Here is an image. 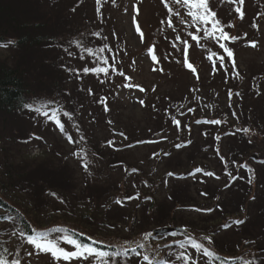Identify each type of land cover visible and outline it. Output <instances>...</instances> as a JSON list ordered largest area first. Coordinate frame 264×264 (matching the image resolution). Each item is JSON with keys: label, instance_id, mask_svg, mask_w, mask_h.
Returning a JSON list of instances; mask_svg holds the SVG:
<instances>
[{"label": "rangeland", "instance_id": "rangeland-1", "mask_svg": "<svg viewBox=\"0 0 264 264\" xmlns=\"http://www.w3.org/2000/svg\"><path fill=\"white\" fill-rule=\"evenodd\" d=\"M117 3L116 8L108 6L103 22L114 28V36L128 45L133 60L126 72L129 78L123 79L115 91V99L123 108V115L115 113L114 124L108 130L101 124V116L86 117L90 111L100 114V109L96 107L98 93H95L97 96L87 94V80L81 84L69 82V77L83 78L84 67L100 68L101 48L88 47L92 49L88 52L83 46V39L94 41L101 37V27L97 24L101 15V0H0V36L5 39L0 42V64L17 67L28 90L25 95L27 106L9 113L0 111V196L8 198L15 211H22L25 220L32 226L31 230L37 234L34 237L42 233L49 238L48 241H54L65 251H76L75 245L67 243V240L75 239L67 234L73 231L97 246L115 249L114 253L97 250L107 253L105 257L55 260L50 252L31 246L30 237L24 234L21 226L16 224L11 227L9 221H0V251L7 255L8 260L19 259L22 264H147L143 260L145 255L153 264L157 261L183 264L176 257L182 251L189 254L185 251L189 248L195 250V258L204 259L188 243L191 239L203 244L213 254L211 260L219 256L238 257L245 264H264V246L260 248L258 245H263V239L251 237L261 234L259 225L264 226V174L262 177L259 173L254 176L258 164L250 165L245 159L235 161L240 166L232 172L234 180L229 176L224 179L226 175H222V159L231 163L233 156L239 158V152L250 149L252 152L258 150L257 153L264 157V121L258 119L264 100L259 101L263 93L257 90V86L259 91L264 90V0H246L242 8L260 10V16L254 18L256 27L248 20L242 22L237 18L239 21L228 24L225 29L229 36L238 38L229 41V45L226 42L227 47H232L231 58L236 57L237 65L235 63L236 71L231 78L229 74H223L224 80L222 74L211 76L215 69L205 63L198 64L201 75L198 72L194 77L180 65V61L175 60V65L167 62V56L164 57L166 70L169 71L165 72L166 75L150 72L149 45H155L158 40L159 44L167 43L174 32L178 33L175 26L165 25L167 18L178 21L176 8L169 5L162 10L156 0H121ZM72 6L76 12L70 10ZM169 8L172 9L171 14ZM92 16L95 19L90 26L85 22ZM39 22L46 24L43 30L49 29L48 35L52 30L59 34L52 48H48L46 42L30 48L13 46V38L24 32L23 28H19L21 25ZM65 30L73 31L71 34L78 40L71 41V58L67 57L69 45L55 47L58 40L67 41L66 34H63ZM212 41L215 42L210 40L209 44ZM185 43L190 45L192 55L198 58L211 50L200 37L198 41ZM253 43L254 47L250 45ZM55 61L58 63L53 66ZM86 63L89 65L84 66ZM229 71L233 72V67L230 66ZM140 86L147 87L145 103H152L149 111L140 103ZM227 91L229 96H226ZM178 96L185 98L186 107H181L183 109L175 105ZM157 101L161 111L154 113L153 104ZM60 103L74 105L75 117L85 123L86 129H90L78 132L68 126L70 121L66 119L63 121L65 131L61 132L54 120L43 116L45 111L49 115L55 111L56 118L62 121L53 109ZM187 108L188 111L185 110ZM165 109L176 114L171 122L167 113H163ZM150 110L158 117L152 116ZM156 120H161L163 125L166 123L165 133L155 134L156 138L162 137L161 140L126 146L129 149L121 151L117 157L125 160V164L137 163L144 171L140 173L142 178L146 179L144 174H149L158 183L155 194L164 207L163 212L154 210L149 218L133 201L126 210L114 207L107 210L105 217L99 206L95 209L90 207L87 196L92 189L101 193L105 187H109L106 190L110 189V192L123 191L125 172H119L117 166L115 170H108L107 176L101 179V172L103 175L106 169L101 167H106L105 162L110 160V151L106 149L109 147L101 144V139L113 137L120 124L136 134L134 139L144 138L151 123ZM211 120H220L222 126L208 123ZM244 128L249 131H237ZM66 136L71 137L70 140L75 139L76 143L72 145ZM217 136H220L219 140ZM91 138L94 145L89 144ZM154 143L160 144L150 146ZM152 152L155 156L149 158ZM159 152L164 156L161 159ZM11 158L14 161L10 162ZM9 164L13 167L10 176L4 177L9 171ZM196 168L202 171L196 173ZM91 170L97 173L93 177L97 178L94 182L89 174ZM191 170L193 173L190 174ZM204 171L215 175H205ZM173 173L182 176L175 179ZM243 174L250 176V179L245 178L246 184L241 178ZM137 175H129L127 186ZM170 197L172 200H169ZM129 213V220L124 221L123 215ZM160 216L164 218V223L168 222V216L178 217L185 232L152 235L150 229L169 226L152 222ZM102 217L116 224H102L105 222ZM238 219L245 222L234 224L233 221ZM226 224L229 227H224ZM245 226L252 228L249 236L244 234ZM205 236L211 237V241L204 240ZM253 238L258 242L255 243ZM48 241L40 239L37 243L43 248L49 246ZM180 243L185 245L183 249ZM128 249L130 252H127ZM191 263L194 264L193 260Z\"/></svg>", "mask_w": 264, "mask_h": 264}, {"label": "trees", "instance_id": "trees-1", "mask_svg": "<svg viewBox=\"0 0 264 264\" xmlns=\"http://www.w3.org/2000/svg\"><path fill=\"white\" fill-rule=\"evenodd\" d=\"M50 1V0H49ZM121 0H101V7L99 8V10L101 11V15L99 16L98 20H97V24L99 25V27H101V37L98 39H94V41L92 39H86L84 37L83 39V46L85 49H89L88 47H93V46H97L101 49H104V51H101V59H100V68H106L108 69L107 72H103V73H95V72H89L87 74H83V78L81 77H69V82H73V83H78L81 84V82L87 80L89 89H91V94L89 93V89L87 88V94L92 96V95H99L98 96V101L96 102V107L100 109V114H98L95 111H90L87 112L86 117H94V116H101V124L103 123L107 129L109 130L110 126L112 124H114L113 120H114V116L115 113L119 114L120 116L123 115V108L120 107V105H118V103L116 102L117 98L116 94H115V90H116V86L118 84H121L124 80V76L126 74V72L128 71V67L130 64H132V60L133 58H130L131 51H129V47L127 44H123L119 39H117L114 36V28L110 27V26H106V24L103 22L104 20V14L107 15V11L109 10L108 6L116 8V3L119 2ZM158 3V6L162 8V10L164 9V7H167L169 5H171L172 7L176 8L177 11V19L178 21L175 22L174 19L172 18V21L166 17L164 18V20L166 19L165 25L166 26H175L178 30V33L174 32L173 35L170 37V41L167 43H161L159 44V40L155 42V50L156 53L158 54V62L153 63L151 65H149V71L153 72L155 74L157 73H164L165 72H169L166 70L167 68V64L164 61V57L167 56L168 59H166L167 62H170V64L175 65L176 61H180V65L182 66V55L183 53H187V55L189 56L191 62L195 65L194 69L196 71V74H193L194 77H196L200 72L199 70L200 67H198L200 64H208L210 67L213 66L215 71L214 73H212L211 76H216L217 75H221L222 79H225L224 75H230V78L233 76L232 72L229 71V67L231 65L230 62V56H228V54H226L225 52H223L222 50H220L219 45H217L216 42L212 41V44H209L210 39L209 37H206L203 33V31H198V28H202V25H193V23L191 22L192 18L191 16L188 15V7L187 6H181L180 4L175 3V0H156ZM246 0H243V4H242V8L243 5L245 3ZM76 2V0H75ZM193 4H197L199 3V0H192ZM75 5V3H74ZM118 5V3H117ZM167 5V6H166ZM236 6H240L239 5V0H237V5H233L231 3H228L227 0H209V7L212 11L216 12V18H218L221 22V26H223L224 30L227 28L228 24L232 23L233 21H239L237 20V16L238 14L235 12V7ZM74 6L71 7V11L72 12H76L77 10L73 9ZM255 8V7H254ZM193 11H195V9H192ZM2 11V7L0 5V12ZM243 11V19H241V21L243 22V20H248L251 24H256L255 19H257L260 16V10L259 9H253V7H245L244 9H242ZM250 12V13H248ZM234 16V19H232V17ZM236 17V18H235ZM95 19L94 16L90 17V20L86 21L85 23H88V25L91 26V22L92 20ZM46 24H42V23H25L24 25H21L19 28H23L24 32H21L18 35H16L15 37L17 38H13L14 41L12 42L13 46H18L19 48H30L32 46H38V45H43L44 42H46L45 44H48V48H52L53 43L56 42V38L59 34H55V31L52 30L50 31V35H48V31L43 30V27H45ZM47 27V26H46ZM207 27L211 28V25H207ZM44 33V34H42ZM73 31L71 30H65V32L63 34H66V38L67 41L66 42H58L55 43V47H62V45L68 46L67 48H69V51H67V57L71 58L73 56V50L71 47V41H73V43L75 41H78L77 39H75ZM89 33V32H88ZM189 33H192L193 35H198L201 39H203V43L204 45H208L211 50L209 52H206L205 55H201L199 58L196 56H193L191 51H190V45H186L185 42H191L192 43V39L191 36H189ZM206 37V38H205ZM179 38V39H178ZM5 39L3 36H0V42H3ZM241 40V39H239ZM238 40V41H239ZM68 42V43H67ZM15 43V44H14ZM212 45V46H211ZM54 47V48H55ZM230 49V48H229ZM71 52L72 55L69 56L68 53ZM82 55V54H81ZM196 55V54H194ZM223 58L224 62L223 64L220 63V59ZM176 60V61H175ZM194 60L196 61L197 64H195ZM56 63H58V61H55V63H53V66H56ZM199 64V65H198ZM84 66H88L89 63L83 64ZM237 65V62H236ZM205 67V66H204ZM227 69H226V68ZM83 67H81L82 69ZM206 68V67H205ZM208 68V67H207ZM210 69V68H209ZM199 72V73H198ZM120 73H123V75H120ZM224 74V75H223ZM201 75V73L199 74ZM123 77V78H122ZM93 78V79H92ZM94 80V81H93ZM228 78L226 79L225 82H227ZM218 81V80H217ZM82 88L85 89V87ZM264 89V88H263ZM147 87L145 86V88H141L140 93L142 95L139 96V99L143 101V107L144 109L149 111V107H151L152 103H145V94ZM260 90V89H259ZM27 88L25 87V83L23 81V78L21 77L19 70L13 67H9V66H5L4 64H0V111L1 112H5V113H9L11 111H17L22 109L24 106H27V102L25 101V95L27 93ZM95 93H98L97 95ZM260 94L263 93L262 99L264 100V90L259 91ZM185 95V94H184ZM183 95V96H184ZM226 96H229V91H227ZM182 96H178V98L174 101L175 105L179 108L183 107L185 108V98L187 97V95L185 96L184 99H180ZM105 100V104H101L99 101L101 99ZM57 107H54L53 109L56 110L58 112V114L60 115L59 117L62 119V124L63 121H66V119L68 121H70V124H68L69 127H73L76 131L80 132V131H88L90 128L86 129L85 123L83 124L82 120L78 119L75 117V107L73 106H66L64 104H56ZM117 106V108L114 109V107ZM153 106L155 107V112L151 111L152 116L155 115L154 113H159L161 111L160 109V103L155 102L153 104ZM181 108V109H183ZM189 108V107H188ZM188 108L185 109L186 111H188ZM67 109H69V114L71 116V119H69L68 116H64V112H67ZM168 109H165L163 111V113H167V118L171 119V121L173 120V113H169ZM176 110H174L175 112ZM261 111L264 113V105L261 104ZM260 111L259 113V118L260 121H264V114H262V112ZM148 116V115H147ZM151 116V117H152ZM156 117H158L157 115H155ZM150 117V116H149ZM189 120L190 118L187 117ZM155 120V119H153ZM170 121V122H171ZM84 126V127H83ZM222 125H218L216 127H221ZM68 127V128H69ZM166 127V123H164V125L162 124L161 120H156L153 123H151L150 128L147 130V134L146 137L144 138H139V139H134L136 138V134H133L131 131L128 130V128L126 126L123 125H119V127L117 128V130L114 132L115 134L113 135V137L108 138L104 137L103 139H101V144L105 143V146L107 145L109 148H106L107 151L109 152L110 155V160H107L106 163V167H101V168H106L105 169V173L102 175L101 172V179L104 177V175L107 176V171L112 169L115 170L117 168V170L119 172L124 171L125 172V178H124V182H123V191L119 192H110V189L107 191L106 189L109 187H105V189H101V193H98L95 189H92L91 194H88V201H90V207H92L93 209H95L97 206H99L101 208V212L105 213V217H107L106 212L107 210H111L113 207L114 208H119L122 210H126L128 207V204L130 202H135L134 205H137L138 207L141 206V209L145 211V213L147 214V216L149 218L152 217V211L154 210H161L163 212V205H161L160 202L157 201V197L156 194L157 193V185L158 183L151 178V176H149V174H144L146 176L145 178H142L143 175H141L140 173L144 172L143 169L139 168L137 163H128L125 164V160L119 159L117 157L118 153H120L121 151L125 150V149H129V148H119V146H121L122 144L127 145V144H133L134 142H141L143 140H154L155 137L154 135L157 132L160 133H165L164 128ZM59 129V128H58ZM64 132V131H63ZM120 137V138H119ZM162 138V137H161ZM165 138V137H163ZM66 139L69 140V142L73 145L76 143L75 139L70 140L67 136ZM109 141H111V143H109ZM114 141V142H113ZM89 144L94 145V139L91 138L90 139ZM117 143V144H116ZM251 143V142H249ZM253 143V142H252ZM142 144V143H141ZM157 144L160 143H154V144H150V146H156ZM113 145V146H111ZM144 145V144H142ZM134 147V146H133ZM78 148H73L72 150H76ZM156 151V150H155ZM158 151V150H157ZM251 151V153H250ZM258 150H254L252 152V150H246V152H239V158H237L236 156H233V160L231 161V163L224 161L223 160V174L222 175H226L224 177V179L229 176L228 173H232L233 170H236L239 165V162L244 161L245 159H247L246 161L248 163L251 164H258V169L255 173L254 176L257 177L258 173L260 174V176L262 177V174H264V157L260 156L257 153ZM153 155L150 156L149 154V158H153L155 156L154 152H152ZM160 154L158 155L160 157V159L164 156H162V152H159ZM251 154H255L256 158H252ZM59 156L61 155L60 153L58 154ZM237 159V160H235ZM14 161V159H10V162ZM220 161V159H219ZM235 161H239L238 163ZM258 161H262V162H258ZM247 165V164H246ZM249 165V166H250ZM248 166V165H247ZM7 167L9 168V171L7 170V173L5 172L4 177H9L10 176V170L13 168L12 165H7ZM192 169V168H191ZM138 174L137 176L134 177V179L132 181H130V186H127V184H129V180L128 177L130 174ZM92 175V180L93 182L97 179L96 177H94L95 174H97L96 172H94V170H91V173H89ZM152 174V173H151ZM245 181L246 184V180L245 178L250 179L249 174L246 177V174H243L242 177ZM252 178V177H251ZM145 180V182H144ZM257 181V179H256ZM262 181V179L260 180ZM248 182V180H247ZM102 186V185H101ZM8 199V198H6ZM6 199H0V205L9 213V215H15L16 217H18L17 219L14 220V223H16L24 233L26 234H31L32 230H31V225L28 223L26 219V217L24 215H21L19 212H17V210L15 211L14 207L11 206L12 204H10L8 201L10 200H6ZM10 199V198H9ZM96 199V200H95ZM99 200V201H97ZM169 200H172V198L170 197ZM101 201V202H100ZM117 201H120V205L117 203ZM101 205L104 204L103 206L99 205L100 203ZM88 207L87 210H85V213L87 214L88 212ZM104 210V212H103ZM148 212V213H147ZM86 214H83V216H86ZM168 215H170L171 213H167ZM5 215H0V217H4ZM131 214L129 213L128 215H123L122 219L124 221H128L130 218ZM103 218V217H102ZM154 218V217H153ZM169 220L167 223L163 222V217H155V219H153L152 222L156 224H168V225H182L180 223L179 218L176 216H168ZM176 218V219H175ZM105 222L103 221L102 224H107V225H115L116 222H111L106 218ZM259 227L261 228V234L259 235H255V236H251V237H259L263 239V245L262 244H258L260 248H262L264 246V226L263 225H259ZM251 227L250 226H245V233L247 236H249V233L251 231ZM70 233L82 244H85V242H87L86 238L82 237V235L78 232H73L70 231ZM254 242L257 243L258 240L256 241L255 238H253ZM174 245V244H172ZM176 246V245H175ZM259 247L257 249H259ZM101 250H109L110 253H114V248H105L103 246H100ZM1 250V249H0ZM188 251L189 254H187L190 257V263L191 260H193L194 264H197V258H195V250L192 248L185 249V251ZM192 250V252H191ZM127 252H130V250L128 249ZM200 252V251H197ZM0 254H4L3 252L0 251ZM5 255V254H4ZM6 256V255H5ZM202 256V255H201ZM126 257V255H125ZM202 258L204 259H200V262H203L205 264H245V262H243V259H238V257H231V258H224L223 256H219L216 257V259L213 260H208L206 257L202 256ZM216 260V261H215ZM211 261V263H210ZM219 261V263H217ZM192 264V263H191Z\"/></svg>", "mask_w": 264, "mask_h": 264}, {"label": "snow or ice", "instance_id": "snow-or-ice-1", "mask_svg": "<svg viewBox=\"0 0 264 264\" xmlns=\"http://www.w3.org/2000/svg\"><path fill=\"white\" fill-rule=\"evenodd\" d=\"M228 3H231L233 5H237V0H227ZM175 3L180 4L181 6H187L189 11L188 15L191 16L192 18V23L193 25H202V28H198V31H203L204 35L206 37H209L212 40H215V42L219 45V48L224 49L228 56H232V52L226 47V45L222 42L224 40H230V41H235L237 40L238 37L236 36H229V34L223 30V27L221 26V22L218 18H216V12L212 11L209 7V0H199V3L193 4L192 0H175ZM242 4L243 0H239V5L235 7V12L239 14L240 18L243 19V11H242ZM167 6V5H166ZM195 9L193 11L192 9ZM169 13L171 14L172 9H168ZM211 25V28L207 27V25ZM231 27V25H229ZM253 27H256L255 24H253ZM96 35H99V33H96ZM189 36H191V39L194 41H198L199 37L197 35H193L192 33H189ZM179 39V38H178ZM79 46V44H77ZM252 46L254 47L255 44L253 43ZM86 51L91 52L92 49H86ZM101 51H104V49H101ZM69 56L72 55L71 52L68 53ZM83 59V57H81ZM155 59V57H153ZM224 60L223 58L220 59V63L223 64ZM188 67L190 69H195L193 68L192 64H188ZM71 71V69H69ZM83 73L87 74L90 71L95 72V73H103L107 72L108 69L106 68H88L84 67L83 68ZM120 75H123V73H120ZM89 93L91 94V89L88 90ZM239 95V93H237ZM101 104H105V100L101 99L99 101ZM141 104H143V101H140ZM38 112L39 109H36ZM191 111V109H189ZM64 116H68L69 119H71V116L68 112L63 113ZM43 116L48 118L49 120H54L55 124L59 126V130L61 132L65 131L64 124L61 123V120L56 118V113L55 111L52 112V115H49V112L45 111L43 113ZM197 123H200V121H197ZM210 124L218 125L221 123L220 120H211L208 121ZM237 131H244L248 132L249 130L247 128L244 129H237ZM36 139H40V137H36ZM71 139V137L69 138ZM217 140L220 139V136L216 137ZM190 143V141H188ZM111 143V141H109ZM177 147H180V145H177ZM264 163V162H262ZM242 167H246V165H243ZM202 171L201 168H196L195 172L200 173ZM251 171V169H249ZM205 175H215L213 172H205ZM229 177H231L233 180L235 179L234 176H232V173H228ZM249 183H251V180H249ZM227 187V185H226ZM117 203H120V201H117ZM210 211V209H208ZM245 221L243 219H238L233 221L234 224H243ZM224 227H229L227 224L224 225ZM175 235V234H173ZM40 239H46L44 237H30L29 242L33 245L36 246L37 249L42 250L44 252H50L52 257L55 260H63V261H70L73 259H79V258H87L88 256H99V257H105L108 254L105 252H98L95 248L91 247L90 245L78 243L74 240H67V243L73 244L76 247V251H65L63 248H60L57 244H55L54 241H48L49 246H45L41 248V245L37 243L38 240ZM204 240L211 241V237L205 236ZM188 243L195 248L197 251H202L205 256H211L213 255L212 253L209 252L207 248L204 247L203 244L196 243L195 241L189 239ZM180 248L183 249L185 245L183 243H180ZM135 251V250H132ZM137 255H139L137 253ZM177 260H182L183 264H190V257L185 253V252H180V254L176 257ZM143 260L147 262V264H153V261L150 260V258L145 255L143 256ZM0 264H20L19 259H12L8 260L5 258L4 254H0ZM156 264H165V262L162 261H157Z\"/></svg>", "mask_w": 264, "mask_h": 264}, {"label": "water", "instance_id": "water-1", "mask_svg": "<svg viewBox=\"0 0 264 264\" xmlns=\"http://www.w3.org/2000/svg\"><path fill=\"white\" fill-rule=\"evenodd\" d=\"M173 231L185 232L184 229L182 227H179V226H175V227L163 226V227L153 228L151 230V232L154 235L165 234V233H169V232H173Z\"/></svg>", "mask_w": 264, "mask_h": 264}]
</instances>
